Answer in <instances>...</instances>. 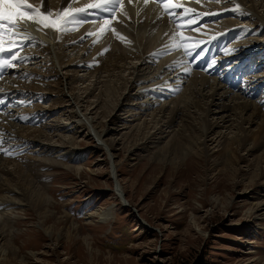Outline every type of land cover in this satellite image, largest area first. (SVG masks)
<instances>
[{"label": "rangeland", "instance_id": "obj_1", "mask_svg": "<svg viewBox=\"0 0 264 264\" xmlns=\"http://www.w3.org/2000/svg\"><path fill=\"white\" fill-rule=\"evenodd\" d=\"M209 1L212 9H220L217 0ZM239 1L264 15V0ZM216 21L226 29L231 24L226 16ZM156 44L151 57L143 51L141 59L149 60L141 74L158 68L155 55L161 40ZM77 47H67L69 56H82L79 62L87 59L83 47ZM88 49L93 61L99 59L98 48L89 45ZM93 68H77L83 76H72L74 69L67 67L64 82L72 100L63 96V84L58 83L54 98L44 104L57 109L49 128L26 133L36 141L30 140L36 150L0 163V207L7 208L0 210V264H264V158H260L264 142L254 144L250 136L241 149L235 144L222 149L217 141L219 132L229 138L236 135L228 124L235 122L232 114L240 110L229 114L225 127L218 120L225 115L209 116L221 129L205 136L202 111L195 107L187 111L194 100L190 93L185 98L191 99L181 103L179 119L171 123L168 110L167 114L159 110L166 103L145 105L146 99L136 94L137 84L129 82L130 92L124 91L121 77L133 78L129 71L121 74L127 66L116 67L111 78L107 73L98 78L93 75L98 69ZM107 84L117 88L113 89L115 105L102 115ZM72 101L80 109L76 111ZM79 114L90 117L95 130L104 134L102 140L110 146L115 163L112 158L108 162L106 149ZM250 115L245 117L252 119ZM257 123L244 125L257 130ZM177 131L183 155L171 161L172 151L163 148ZM77 150H81L79 161L56 157ZM110 163L116 167L118 181L110 175ZM21 170L26 174L18 173ZM117 182L125 204L116 194ZM24 188L40 193V206L26 199ZM108 207L112 217L98 218L96 211Z\"/></svg>", "mask_w": 264, "mask_h": 264}, {"label": "bare ground", "instance_id": "obj_2", "mask_svg": "<svg viewBox=\"0 0 264 264\" xmlns=\"http://www.w3.org/2000/svg\"><path fill=\"white\" fill-rule=\"evenodd\" d=\"M33 1L36 4H39L40 7L45 11H48L51 8H57L59 10V9L63 8L68 3V0H33ZM82 1L84 2V1H88V0H81L80 2H82ZM142 1L143 0H134V3L130 4V2H128L126 0L125 4L119 9V11L117 13V18L116 17L113 18L111 20V22L108 21V18H104V19L102 18L101 20H94L91 16H86L85 13H79L76 16V18H78L77 23L72 25V28L74 29V31L80 30L81 32H87L90 34L95 33V35L93 34L94 38H98L96 36V35H98V36H100V38H98L100 40L104 37H107V35L105 34V28L103 26H111V25L117 26L116 33L111 37V40L108 39L109 45L111 46V48L109 50H106L107 52H105L104 54H101L100 56H98L99 59H97V60H99V66H98V68H96V67L93 68V70L95 68L98 70L96 73H94L95 72L94 71L93 75L96 74V75H98V78H99L102 73H107V77L111 78L114 75V71L117 70L116 67L120 68L121 66H123V67L127 66V69L124 70L121 74H123L126 71H129L131 73L130 75H132L133 78H130L127 80V79H124V77H121V79L124 80V86H123L124 91L128 90L129 92L131 90V88H129V82H130V85H132V84H136V81H139V82L147 81V78L149 76H151L152 74H154L155 71L157 70V69H152V70H148L146 73L141 74V72L144 69L143 66L145 64H147V62L149 60V58L143 59V60L141 59V57L143 55V51H145V52L147 50L151 51L153 49V46L157 43L158 39H160L161 44L159 45V47H157L158 50H157V53L155 55L158 68L160 66V64H158V62L161 61L159 56L162 55L165 57L166 60L170 61L172 59V57H174V55L172 53L173 52L176 53V50H175L174 46L167 45V43L163 42V40L167 38V35L165 34V32H169V31L173 32V35L178 39V41L180 39L182 40V41H180L181 42L180 45L185 46L184 50H186L187 48H189L188 46L193 43L192 33L190 35L187 34L188 32H191L190 27H189V24L191 21L189 19L184 18V14H187L189 12L186 6L192 5V9H190V11L192 10L196 14L202 13L201 8L199 6H197L196 4H193V2H194L193 0H180V6H178L180 8V10H178V11H176V8H178V7L174 5V2H172L170 5V8L173 11V13L170 16L165 15V11H163L164 15L161 16L159 7H157L156 5H153L152 3H143ZM242 3H240L238 0H236V1H233L232 4H239L240 8H244ZM248 11L250 12V14H249L250 16L253 15L255 17L254 22L262 21L264 23V15L261 13L260 10H258L256 12L251 11V10H248ZM176 17H179L180 19H176ZM94 22L100 23L101 25L103 23V26L95 28ZM183 22H185L186 28H188V29L184 28ZM178 28H180L181 33L178 31ZM202 30L209 32L208 24H207V26L206 25L203 26ZM37 32L40 34L46 35V37L42 38V40L44 41L45 44L42 45L37 51L39 54L38 60L41 62L42 65H46L47 69L52 73L53 76H56V78L53 80V82L52 81L44 82L45 85L42 88H44L47 92H50V95L53 94L52 95L53 96L52 99H53L55 92H56V89H57V84L59 83L61 86L63 84V87H62L63 96L68 97L69 100H72V98H71L72 95H70L68 93V91L66 90L68 88V83L64 82V80L66 78L64 71L65 70L67 71V67H72V69H74L72 72V76H76V75L77 76H83V74L78 73V71H77L78 70L77 67L79 66L78 63H79V60L82 58V56L79 58H76V57L71 58L69 56L70 50L67 48V47H75L76 48L78 46L77 44L68 42L74 36H77V34L70 36L69 38H66V37L60 38L59 39L60 41H59L56 39V35L53 32L46 33L44 31H40V30H38ZM174 36L170 35L169 38L173 39ZM29 40L30 39H27V41H29ZM100 44H102V43H97L96 45H94L95 51L97 50V48H100L102 46ZM237 44L238 43L235 42V44L233 45V47L231 49L232 52L237 51V48H235V46ZM81 47H83V51H84L83 55L86 56L85 51L89 48L87 41L84 42ZM81 47H80V49H81ZM63 48H64V50H62ZM55 49H57V51H59V52H55ZM70 49H72V48H70ZM71 54H73L72 50H71ZM234 54H236V53H234ZM165 59L163 58V60H165ZM139 61H140V63H139ZM223 64L224 63L222 62V63H220L219 66L221 67V66H223ZM168 66L174 72L180 73L179 70L174 69L172 64H168ZM105 67L107 69H105ZM147 67H148V65H147ZM138 72H139V74H138ZM133 73H135V74L133 75ZM90 75H92V74H90ZM166 76H168V79H171V77L173 75L172 74H166ZM154 78H152L151 80H153ZM76 79L80 80L81 82L86 80L85 78L82 80V78H80V77H77ZM198 81L200 82V84L198 86H195L196 84H198ZM178 82H180V81H178ZM105 84H106V82H105ZM150 86H151L150 91H152L153 89L156 90L159 87L158 85H155V83H151ZM114 88H116V87H114L112 84H107L105 86V95L104 96L106 97V99H103V101H102L103 103L101 102L102 107L104 106L103 107L104 111L102 110L100 113L102 115H104V113L111 107L110 105H115L114 104L115 103V101H114L115 96L113 95L114 94L113 93ZM63 89L65 91H63ZM182 89L185 92L183 90H181L179 93H181L183 91L184 92L183 95L177 94L175 97H172L169 100L162 101V105L164 103H166V105L162 106V108L161 107L159 108L161 113L162 112L164 113L166 110H168V112L170 114V115L169 114L168 115L170 116V122L171 123L177 117L179 119V116L181 115V112H182L180 109V107L182 106L181 103L185 102L187 99L188 100L191 99V98H187V99L185 98L186 95H189V93H190V95L193 96L194 100H192L188 103L187 111H189V108H191V107H195L196 110L200 109L202 111V113H203V115H202L203 124L201 126L204 127V130L202 132H203V135H205V136H207L208 134L210 135V132L221 129V126L218 125V121H215V120L212 121L211 120L212 118L211 119L208 118L209 116H213V117L217 116L215 118L218 119L219 115H225V117H222L223 119H218L219 121L222 122V125H223V124H227L230 122V117H229L230 115L229 114L233 110H235V109H237V111L240 110L237 114H232L234 117H236L235 122H230V124H228L229 129L230 130L235 129L237 133H240V136L238 137L237 133H236V135L234 134L233 137L229 138L224 133L219 132L220 133V134L218 133L219 134L218 135L219 140H217V141L222 143V149L228 148L229 146H232L234 144H235V147L237 149H241L245 145L246 139L249 138L250 136H252V142L254 144H256L260 141L264 142V125H263L264 124V109L258 110L256 105H258V106H262V105H260V103L258 101L251 99V97L254 96V94L250 95L252 93L251 90L244 91L243 93L242 92H240V93L239 92H233L229 87H227L225 84L221 83L218 78L209 77V76H207V74L196 73V72H193L191 74V76L188 77L186 82L183 84ZM124 91H123V94H121V96H123L122 100H124L126 97V96H124V94H125ZM101 95L103 98V94H101ZM71 104L73 105L74 108H76V111L78 109H80L78 107V105L75 104L74 101H72ZM144 104L146 105L148 103H144ZM121 105H126V104L123 103ZM167 107H168V109H167ZM213 107L218 109V111L217 112L215 110L212 111ZM165 113L167 114V111ZM246 113H250L251 114L250 116L252 117V119H247L245 117ZM80 117L84 121L83 125H86V128L89 129V131L94 136L93 138L95 140H97L98 142H100L99 143L100 146L101 145L104 146V148L107 151L108 162H111V158L113 159V154L111 152L110 146L102 140V138H104V134L101 135V133L96 131L98 129L95 130L93 123H92V119L90 117H88L87 115L86 116L80 115ZM167 118H169V117H167ZM168 123H169V120H168L167 124ZM171 123H169V124H171ZM245 123L246 124L257 123L259 128H257V130H250V129L248 130V128L245 127L248 125H244ZM1 124L5 125L6 128L10 129L12 132L20 133L21 135L22 134L26 135V133L33 132L37 127V126L20 125V124L16 123L15 121L7 119V118H3V120L1 121ZM177 125H178V123H177ZM222 127H225V126L223 125ZM38 129H39V127H38ZM216 133L217 132H215V135H216ZM181 139L182 138L178 137V131H177L175 136L173 137V139L169 142V144L163 148L165 150L164 152H166V153L172 151V154L174 155V157L171 158V161L176 160L177 158L180 159L181 156L183 155V148L180 147ZM172 142H173V144H172V146H170V144ZM112 143L113 142L111 141L110 144H112ZM164 152H162V155L164 154ZM260 158H264V152L260 156ZM14 160L15 159H9L8 157H2V155L0 154V163L2 161L5 163H9V162L14 161ZM239 161H240V156H239ZM113 162H114V159H113ZM1 171H0V175H1ZM9 171H11V170H9ZM23 171L21 170L18 173L24 174ZM11 172H13V171H11ZM110 173H111L110 174L111 177L114 180H117L116 167L112 163H110ZM6 180L8 181L9 179H6ZM4 182H6V181H4ZM24 190H25L24 194H25L26 199H29V202H31V204L33 206H40V204L43 200V198L40 196V193L37 191L27 189V188H24ZM115 191H116V194H118V197L121 199L122 203H124V200H127V199L125 198V194L123 192V189L118 182L116 183ZM3 202H6V201H3ZM6 205H8V206L14 205L15 206V204L12 202H9V203L7 202ZM111 208L112 207H108L105 209V211L102 210L103 213H102V211L100 212L97 210L96 212H97V215L99 216L98 218H100L102 220H109L112 217ZM2 209H7V208H5L1 205L0 210H2ZM99 214H101V215H99ZM6 257H5V259H6Z\"/></svg>", "mask_w": 264, "mask_h": 264}, {"label": "snow or ice", "instance_id": "obj_3", "mask_svg": "<svg viewBox=\"0 0 264 264\" xmlns=\"http://www.w3.org/2000/svg\"><path fill=\"white\" fill-rule=\"evenodd\" d=\"M116 0H100V2L98 3H93L90 4L88 7L91 9H99L101 8V5H107L109 3H115ZM171 0H167V3L165 4V7H167V4H170ZM27 7V8H31V5H27L26 4V0H0V29H4L5 28V24L2 23L4 21H6L8 23V25H13V21L17 18V17H27L29 16V13L26 11L21 10L22 8ZM239 7V5H237V8ZM87 10L85 8H75L72 9L71 12H69L68 9H65V15L66 16H72L73 14H77V13H84ZM43 16V20H37V23H48V17L47 15L44 14H40ZM35 19V18H33ZM51 25L53 27H56V21L53 20L50 22ZM83 39V37L81 38ZM3 40V33H0V53L4 52V46L2 43ZM12 59L15 60L16 56L13 55ZM5 65H8L9 67H11V65L8 63L7 59L4 60H0V68H3Z\"/></svg>", "mask_w": 264, "mask_h": 264}]
</instances>
